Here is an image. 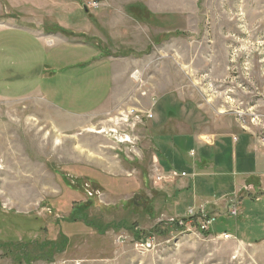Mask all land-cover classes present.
<instances>
[{
	"label": "rangeland",
	"instance_id": "1",
	"mask_svg": "<svg viewBox=\"0 0 264 264\" xmlns=\"http://www.w3.org/2000/svg\"><path fill=\"white\" fill-rule=\"evenodd\" d=\"M106 1L61 0L62 21L0 0V264H264V201L222 207L208 231L170 224L200 207L179 205L171 177L190 175L197 144L169 153L159 124L244 133L264 154V0H116L151 16L114 32L93 20Z\"/></svg>",
	"mask_w": 264,
	"mask_h": 264
},
{
	"label": "crops",
	"instance_id": "2",
	"mask_svg": "<svg viewBox=\"0 0 264 264\" xmlns=\"http://www.w3.org/2000/svg\"><path fill=\"white\" fill-rule=\"evenodd\" d=\"M60 1L9 0L10 6L7 7V9L5 8L4 14L12 17L14 14H17V12L22 15L26 12L29 17L23 18L25 20H43L44 18L39 16L41 15L40 12L41 10H48L49 13H55L53 16H48L53 20L68 21L71 18V13L74 11H71L73 10L72 7H70L69 4H65V2L63 3V7ZM101 4V7L96 9L95 13L93 12L95 15L93 20H95L94 22L97 27L103 26V29L105 28L112 32L121 29L127 31L131 27V21L136 20L128 10V6H131L133 4L132 2L108 0ZM23 6H29V8L24 9ZM38 6H42V8L40 9ZM76 9L77 7L74 10ZM84 11L86 12V17L92 12L88 8H85ZM148 11L151 10L149 9ZM101 21H105V23L102 24ZM64 26L67 27L66 25ZM85 29L86 27H83L81 30L85 31ZM103 59L107 62H111L113 69L118 63V61H115L118 59L117 57L109 56L103 57ZM179 119L180 117L178 115L172 114L169 115L166 121L163 119L159 123L161 127H171L166 129V133H163L160 140V142L166 144L165 147L168 148L169 153H171V150L180 151V148L185 145L186 139H192L197 144L196 149L192 147L189 150L190 157L194 159L193 171L190 175L185 170L181 171V173H186V175L181 176V173H179L180 176H178L176 180L177 186L174 195L178 197L179 205H183L184 209L187 207L190 208L189 204L191 203L195 204V206H206L210 213H215L216 216H220V214H222V207H228L227 200L234 194L238 196L240 202L246 197L251 199L253 203L264 201V195L254 198L255 194L264 192V154L262 153L261 145L257 141L254 142L250 135L247 136L244 133L235 136L230 133L214 135L200 133L199 135H192L178 132L177 130L184 125L183 121L181 122V119ZM170 129H172V131ZM205 136L209 141L202 142L200 138ZM218 156L219 159H217ZM169 170L174 171L172 168ZM190 176H192V178L188 180L187 178ZM248 188H250V191L247 190ZM219 197L223 198V201L218 200ZM249 208L253 207L249 206ZM259 213L257 212V216L254 215V212L249 213L243 220L246 222L251 220V217L253 218V221L250 223L251 225H249L250 231L253 227L255 228V224L260 223L261 215ZM224 234H230L232 239L237 238L242 244H254L227 231L219 233L215 237L221 239ZM249 234H252V232Z\"/></svg>",
	"mask_w": 264,
	"mask_h": 264
},
{
	"label": "built area",
	"instance_id": "3",
	"mask_svg": "<svg viewBox=\"0 0 264 264\" xmlns=\"http://www.w3.org/2000/svg\"><path fill=\"white\" fill-rule=\"evenodd\" d=\"M93 5L96 6L97 4L94 3ZM148 117L150 118L152 117V115L150 114ZM185 175L186 173H181V176H185ZM178 176H180V174L174 171L171 177H178ZM247 190H250V188H248ZM228 202H230L228 204L229 213L233 216H239L240 202L238 201V198L235 197L234 199L228 200ZM196 220L199 221L198 226L200 230L203 232V231H208L210 229V226L217 220V217L215 214H211L210 212H208L206 206H200L197 209L190 208L187 211V215L184 218H170L169 222L170 224L176 226L177 228H183L184 226H186V224L188 223L193 224ZM222 237H224L225 239H231L232 236L230 234H224Z\"/></svg>",
	"mask_w": 264,
	"mask_h": 264
},
{
	"label": "trees",
	"instance_id": "4",
	"mask_svg": "<svg viewBox=\"0 0 264 264\" xmlns=\"http://www.w3.org/2000/svg\"><path fill=\"white\" fill-rule=\"evenodd\" d=\"M148 11V10H147ZM131 15H133V17L139 21H142V22H148V20L150 19V16H151V13L150 12H147L146 13V16L145 17H140L138 13H136L135 9H132L130 11ZM167 37H170V35H168ZM76 210H74L75 212ZM137 237L139 236L137 233L135 234Z\"/></svg>",
	"mask_w": 264,
	"mask_h": 264
},
{
	"label": "bare ground",
	"instance_id": "5",
	"mask_svg": "<svg viewBox=\"0 0 264 264\" xmlns=\"http://www.w3.org/2000/svg\"><path fill=\"white\" fill-rule=\"evenodd\" d=\"M135 78H138V75H137V74L135 75ZM93 131H94V130H93Z\"/></svg>",
	"mask_w": 264,
	"mask_h": 264
}]
</instances>
